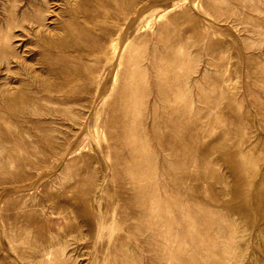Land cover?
Masks as SVG:
<instances>
[{"label": "rangeland", "instance_id": "1", "mask_svg": "<svg viewBox=\"0 0 264 264\" xmlns=\"http://www.w3.org/2000/svg\"><path fill=\"white\" fill-rule=\"evenodd\" d=\"M0 264H264V0H0Z\"/></svg>", "mask_w": 264, "mask_h": 264}, {"label": "bare ground", "instance_id": "2", "mask_svg": "<svg viewBox=\"0 0 264 264\" xmlns=\"http://www.w3.org/2000/svg\"><path fill=\"white\" fill-rule=\"evenodd\" d=\"M252 1H253V0H252ZM253 8H255V9L258 8V9H259L260 7H256V6L254 5ZM243 9H245V6L243 7ZM249 11H250V9H249ZM246 12H247V11H246ZM261 12H262V11H261ZM244 13H245V12H244ZM253 18H254V17H253ZM255 18H256V17H255ZM257 19H258V18H257ZM257 19H256V20H257ZM252 21H253V20H252ZM247 22H248V21H247ZM245 23H246V22H245ZM248 24H249V23H248ZM259 25H260V24H259ZM254 26H256V22H255V25H254ZM254 26H253V27H254ZM259 27H260V26H259ZM259 27H257V28H259ZM254 28H255V27H254ZM252 29H253V28H252ZM254 33H255V32H254ZM122 41H123V40H122ZM124 54H125V53H124ZM123 57H124V56H123ZM127 57H128V56H127ZM129 64H130V63H129ZM126 65H127V64H126ZM127 68H128V67H127ZM132 73H133V72H132ZM133 76H134V75H133ZM137 77H138V76H137ZM143 153H144V152H143ZM133 175H134V174H133ZM143 185H144V184H143ZM145 196H146V195H145ZM147 197H148V196H147ZM154 215H155V214H154ZM150 216H151V215H150ZM151 217L153 218V215H152ZM153 219H154V218H153ZM153 228H154V226H153ZM153 228H152V229H153ZM157 228H158V227H157ZM152 229H151V230H152ZM153 230H154V229H153ZM157 231H158V230H157ZM153 233H154V231H153ZM156 233H157V232H156ZM159 234H160V231H159ZM155 235H158V234H155ZM160 235H161V234H160Z\"/></svg>", "mask_w": 264, "mask_h": 264}]
</instances>
